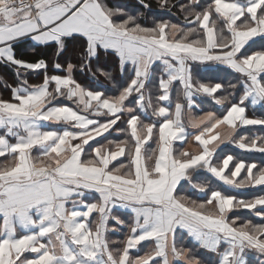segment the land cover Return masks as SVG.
I'll return each mask as SVG.
<instances>
[{
    "label": "snow or ice",
    "instance_id": "6c2138e0",
    "mask_svg": "<svg viewBox=\"0 0 264 264\" xmlns=\"http://www.w3.org/2000/svg\"><path fill=\"white\" fill-rule=\"evenodd\" d=\"M180 9L183 24L146 26L106 0H0V65L18 79L7 85L10 98L0 95V264H205L178 246V232L217 264H246V250L264 256V166L221 155L222 145L264 154V135H238L264 127V116L247 114L248 102L264 105V0H189ZM72 41H80L79 65L61 64ZM28 42L54 49V74L45 59L17 55ZM111 57L127 77L117 95L75 79L77 68ZM195 66L229 69L238 84L224 94L222 81L197 78ZM29 75L42 80L31 84ZM203 100L219 114L194 115ZM112 131L125 138L108 139ZM202 174L216 186L194 182ZM186 184L202 198L180 194ZM246 190L261 194L245 198ZM119 209L132 221L114 247L110 222L128 226ZM240 210L260 222L241 220Z\"/></svg>",
    "mask_w": 264,
    "mask_h": 264
},
{
    "label": "trees",
    "instance_id": "16d2710c",
    "mask_svg": "<svg viewBox=\"0 0 264 264\" xmlns=\"http://www.w3.org/2000/svg\"><path fill=\"white\" fill-rule=\"evenodd\" d=\"M131 1H134V4H131ZM189 0H167V8H161L160 3L161 0H144V3L148 4V8H144L139 0H106V3L110 7H120L123 8L126 12L129 14L135 16L137 18V21L143 25L146 26H152L155 21L159 20H169L172 23H178L183 24L184 23V17L186 15L185 12H182L180 9V5L184 4L187 5ZM203 3L204 0H201ZM170 9V10H169ZM260 46L257 45L256 48L258 49ZM79 49H80V41H72L69 42L68 45V51L65 52L62 56L59 57V61H61L62 64H65L67 61H71L73 63H76L79 65L80 62V56H79ZM53 48H37L35 51L31 52V44L30 42L24 43L20 45L17 48V55L26 59V60H32L35 57L42 55L48 57L52 54ZM256 50V49H253ZM92 68L96 70L97 68H101L104 71L111 72L113 75V80L109 81L106 80L103 76L99 74V72L94 71H79V68L74 72L75 77L77 78V81L82 83V85L87 87H94L98 86L101 90H106L108 95H117L118 89L122 87L126 82V75H121V73L117 69V63L114 57L111 58H102L100 62L93 61L91 65V71ZM194 75H196L197 78L202 80H207L208 82H215L217 80L222 81L225 85V93L228 91H232V89L229 87L231 84H238V77L237 74L232 73L231 71H226L223 69L214 68L212 70L203 69L200 66H195L194 69ZM89 73V75H88ZM95 73V75H93ZM158 75V74H157ZM108 81V83H107ZM153 93H155V89H153ZM178 93V89L176 92H174V98ZM239 90H237L236 99L239 98ZM204 107L208 109H215L216 106L212 104L209 101H206L204 103ZM219 113V111H218ZM248 115L261 117L264 116V105H259L256 107H250V111L248 110ZM124 119L122 121L118 122L117 127L122 128V126L125 124L126 128V117L127 114H124ZM143 118V117H142ZM154 119L151 117V112L148 113V120ZM147 122V121H146ZM238 135H264V127L261 126H248L246 128H242L239 130ZM108 139H124L125 135L121 132L112 131L111 134H106ZM101 145H106L107 142L104 139H98ZM92 144V147L99 146L95 142H90ZM152 147H155L154 144L151 145ZM87 148V146H86ZM223 152L221 155L226 154H234L238 157H241L243 159L248 160L249 162H256L262 166H264V154L260 153H244L242 150H239L235 148L232 145H223ZM89 152H91V149H87ZM147 154H151L150 151ZM113 164H116V162H113ZM194 182H206L209 183L212 187H215L217 182H215L214 178H211L207 174H202L200 176H197L195 178ZM182 195H189L191 198H202L201 194L196 192V190L190 189V186L187 184L185 185V189L180 193ZM236 194V193H233ZM261 194L258 190H246L245 198H250L253 195H259ZM116 215L120 216L121 219L125 221V224L128 226H122L121 229L117 233L112 232L108 234V238L110 241H116L114 247H121L122 243L126 238V236L130 232V224L132 221V217L126 213H116ZM237 215L241 217V220L245 219H251L253 222L259 223L260 219L258 217H255L254 215L248 213L247 210H240ZM178 239L183 242V245L185 247L191 248L196 256L201 258L205 264H217V255L214 253L208 252L206 250H202L196 247L194 242L187 237V235L183 232H180L178 234ZM181 245V244H180ZM245 254H247V264H257L258 257L257 253L255 251H248L246 250Z\"/></svg>",
    "mask_w": 264,
    "mask_h": 264
},
{
    "label": "crops",
    "instance_id": "0c3cea01",
    "mask_svg": "<svg viewBox=\"0 0 264 264\" xmlns=\"http://www.w3.org/2000/svg\"><path fill=\"white\" fill-rule=\"evenodd\" d=\"M169 34L171 35V32H170ZM31 52H33V51H30V53H31ZM39 58H43V59H45V60L49 63V65H50V67H49V74H54V73L56 72V70H54V69L51 68V64H52L53 61L55 60V57H54V50H53L52 54L49 55L48 57H46V56H42V55H39V56L35 57L34 59H32V60H28V61H35L36 59H39ZM58 62L61 63V61H59V59H58ZM61 64H62V63H61ZM218 69H223V70H226V71H231V70L226 69V68H218ZM231 72H232V71H231ZM232 73H234V72H232ZM157 74H158V73H157ZM234 74H235V73H234ZM27 79L29 80V82H30L31 84H38V83L41 82V80H42V76H39V75H29V76H27ZM217 81H219V80H217ZM217 81H215V82H217ZM205 82H208V81L205 80ZM17 83H18V79H17V77H16L15 74H14V70H13L12 68L8 67V66L0 65V95H2L4 99H8V98H10V90H9V88L7 87V85L15 86ZM86 87H87V86H86ZM89 87H90V86H89ZM95 87H97V86H94L93 88H95ZM90 88H92V87H90ZM206 101L211 102L210 100H203V101L201 102L200 108H199V109H194V110H193V114H194V115H202L204 112H207V111H217V114H219V113H218L219 106L214 105V106H216L215 109H213V108H212V109L205 108V107H204V103H205ZM61 102H62V103H66V104H70V102H68V101H64V100H62ZM211 103L214 104L213 102H211ZM126 106H127V107H135L134 103L131 102V101H130V102H126ZM256 106H259V105H256ZM256 106H252L251 103L248 102V110H249V111H250V107H256ZM126 114H127V113H126ZM249 116H250V115H249ZM189 131L191 132V131H194V130L191 129V128H189ZM106 134H107V133H106ZM106 134H105V135H106ZM97 139H100V138H97ZM177 146L180 147L179 143H178ZM192 146H193V145H192L191 141H190L188 144L183 145L184 148H187V149H189V150H191ZM222 146H223V145H222ZM222 146H221V147H222ZM34 154H38V153H34ZM2 162H4V158L0 157V163H2ZM86 200H87V198H86ZM87 202H91V201H90V200H87ZM123 210H124V212H125L126 214H128V215H130V216L132 217L130 210H127V209H123ZM117 212L120 213V209H119V210H116V211L114 212V214L116 215ZM109 227H110V228L115 227L117 230L114 231V232L117 233V232L119 231V229H121L122 226H120V225H116L115 222L112 221V222H110ZM110 233H112V232H110ZM179 233H180V232H178V234H179ZM183 233H184V232H183ZM178 234H177V244H178V246H180V244L183 245V242L180 241V240L178 239ZM185 234H186V233H185ZM186 235H187V234H186ZM190 239H191V238H190ZM183 246H184V245H183ZM149 250H150V246H147V245H145V246H141V247L139 248L138 251H136V250L133 251V255H143L146 251H149ZM256 253H257V252H256ZM214 254H215V253H214ZM215 255H216V254H215ZM256 255H257V257H258V262H257V264H264V256H261L259 253H257ZM217 258H218V257H217ZM245 260H246V264H247V262H248V260H247V254H245Z\"/></svg>",
    "mask_w": 264,
    "mask_h": 264
},
{
    "label": "rangeland",
    "instance_id": "374dc122",
    "mask_svg": "<svg viewBox=\"0 0 264 264\" xmlns=\"http://www.w3.org/2000/svg\"><path fill=\"white\" fill-rule=\"evenodd\" d=\"M135 2L134 1H131V4H134ZM94 71H96V70H94L93 68H92V71H90V72H94ZM88 75H89V73H88ZM74 77H75V75H74ZM75 79L77 80V78L75 77ZM107 83H108V81H107ZM82 84V83H81ZM125 127V124L122 126V128H124ZM120 212L123 214V213H125L124 212V210L123 209H120Z\"/></svg>",
    "mask_w": 264,
    "mask_h": 264
}]
</instances>
